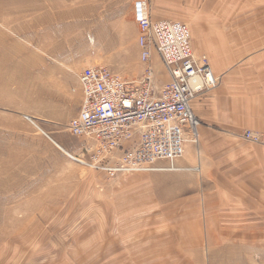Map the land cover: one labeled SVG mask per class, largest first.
Wrapping results in <instances>:
<instances>
[{
    "label": "rangeland",
    "instance_id": "obj_1",
    "mask_svg": "<svg viewBox=\"0 0 264 264\" xmlns=\"http://www.w3.org/2000/svg\"><path fill=\"white\" fill-rule=\"evenodd\" d=\"M54 1L0 0L2 48L20 50L14 63L25 51L38 59L28 78L0 66V264H264V169L252 157V147H264V0L206 1L202 15L186 6L166 17L199 41L207 36V51L194 53L219 82L193 99L199 137L185 143L175 170L116 179L70 156L87 141L66 126L81 102V69H128L131 40L93 32L112 20H52ZM220 89L240 111L233 136L212 113L219 102L205 97ZM180 160L186 167L177 170Z\"/></svg>",
    "mask_w": 264,
    "mask_h": 264
},
{
    "label": "built area",
    "instance_id": "obj_2",
    "mask_svg": "<svg viewBox=\"0 0 264 264\" xmlns=\"http://www.w3.org/2000/svg\"><path fill=\"white\" fill-rule=\"evenodd\" d=\"M133 20L145 64L141 76L126 79L105 67H83L79 110L66 126L88 140L86 154L72 158L109 179L149 171L157 161L176 162L199 125L191 101L219 82L206 57L195 55L186 23L151 20L143 0L134 1ZM153 50L169 75L159 86L150 63ZM245 137L256 139L250 132Z\"/></svg>",
    "mask_w": 264,
    "mask_h": 264
},
{
    "label": "crops",
    "instance_id": "obj_3",
    "mask_svg": "<svg viewBox=\"0 0 264 264\" xmlns=\"http://www.w3.org/2000/svg\"><path fill=\"white\" fill-rule=\"evenodd\" d=\"M105 1L106 2L108 1V3L106 4ZM134 1L135 0H55L54 2H52V20H112L109 24L108 22H106L108 25L111 24L112 26L111 28L106 26L107 25L106 24L105 27L95 28L93 32L99 35L100 34L104 35L102 36L104 40H113V41H118V42L125 41L126 39L131 40L130 51H132V54L135 57V61L131 62L130 67L126 70H123L121 72L122 74L119 73V75L126 79H136L139 76H141L143 69L145 67V64L140 62L139 60L140 52H139V46L137 43L139 29H138V25L133 21ZM190 1L192 0H145L147 7L149 8L150 6L151 12L149 10V14L152 20L167 19L166 17L175 15L172 13V11L175 8L176 10H178L180 8L183 9L186 6L190 8L192 7L193 9H195L196 10L195 13H197L198 11L197 8L199 9L200 7L198 13L202 15L204 12H203V9L201 11V4L206 1L210 3L215 0H193L194 3H197L194 6L188 5L191 3ZM122 9L124 10L123 13H122ZM176 15L178 16L177 13ZM116 20H126L127 28H122L119 22H117ZM206 41H207V36L203 37L201 35L200 41H199V38L192 35L191 44H192L193 51L196 53L207 51L206 49L207 45L203 44V43H206ZM120 49H121L120 47L117 49L118 54H120V51H121ZM153 51L151 53L150 61L155 71V83L157 86H159L162 84V82H160L161 76L159 75V69H157L154 63L156 62L158 55L155 52V50ZM222 54L227 55V56L234 55L233 53H229V52H224ZM133 63L135 66L133 65ZM210 68H211L212 73L215 76H219V75H216L218 73V70L216 68L214 69L217 72H215V70H213L211 66ZM77 80L78 79L76 78V81H75L76 83H77ZM225 93H226V89L224 90L220 89V90H217L215 94L213 95L210 94L205 97L207 101L211 102V105L215 104V100L219 102L218 109L212 113L215 115V119L222 121L223 125L227 128V131H228L227 136H233V135H236V131L238 129L237 130L234 129V128H237V126L230 124V120L234 117L236 120L240 121V117L238 115L240 111L235 110L234 103H228V101L226 103L223 102V99H224L223 96ZM194 102L195 101L193 100L191 101V109L193 113L195 114V116L197 118H200L197 115L198 109L197 108L194 109L195 107L193 105ZM236 113H237V116L235 117ZM251 113L256 114L257 110L252 109ZM198 137H199V133H198V126H197V139ZM252 149H253L252 157L255 155L253 159L258 164V166H256L258 168L257 171L259 170L263 171L264 169V147L256 146V147H252ZM161 162L162 161H160V163ZM163 162H165L166 164L164 163L165 165H163L158 162L157 166L162 167V166L168 165V162L166 161H163ZM175 164L176 162H174V165ZM178 164L180 167L177 166V168H181V166L182 168L184 166L186 167V163L183 160L178 161ZM154 171H167V170H154ZM169 171H172V170H169ZM180 172L183 173L182 175H184L185 173L184 170L182 169L177 172H172L174 174L168 173L166 174L165 177L166 179H177L182 176L181 174H179ZM260 181H262V179H260ZM253 183L255 184L259 183V179H253L249 184H253ZM184 189L185 188L183 187V189H181L180 191H183ZM258 231L259 230H257L256 228H253V231H250L248 229L247 232L256 233Z\"/></svg>",
    "mask_w": 264,
    "mask_h": 264
},
{
    "label": "bare ground",
    "instance_id": "obj_4",
    "mask_svg": "<svg viewBox=\"0 0 264 264\" xmlns=\"http://www.w3.org/2000/svg\"><path fill=\"white\" fill-rule=\"evenodd\" d=\"M143 1H145V0H143ZM146 3V2H145ZM148 8V7H147ZM148 10H149V8H148ZM151 19V18H150ZM152 20V19H151ZM3 36V35H2ZM1 37V36H0ZM7 38H5V40H6ZM7 42V41H6ZM12 42V41H11ZM9 43V42H8ZM12 44H15L14 42L12 43ZM12 46V45H11ZM8 47V46H7ZM15 47V46H14ZM13 47V48H14ZM2 48V45L0 44V66H3V65H9V64H13V66H15L16 67V69H17V72L20 74V73H22V75L23 76H25L26 78H28V74H31V72H33L32 70L34 69V67H35V60H38L37 58H35V60L34 59H32V58H30V55H29V53L28 52H26L25 51V53H27V55H28V57H25L24 56V58H21L20 60H18V61H16L15 63H14V61H13V59L12 58H15V56H17V54H18V51H20V50H18V49H6V50H4L3 48ZM24 49V48H23ZM3 52H5V53H3ZM20 57V56H19ZM18 62H20V64H17ZM41 62V61H40ZM43 62V61H42ZM87 66H89V65H87ZM87 66H84V67H87ZM91 66V65H90ZM46 68H48L47 66H46ZM165 69V68H164ZM44 70V69H43ZM82 70V69H81ZM40 71H41V69H40ZM166 71V70H165ZM43 73V72H42ZM80 73V72H79ZM167 73V72H166ZM213 74V73H212ZM79 75V74H78ZM167 75H168V73H167ZM31 76V75H30ZM169 76V75H168ZM217 77V79H219V77L218 76H216ZM77 78H78V76H77ZM78 83H79V81H78ZM80 87V86H79ZM215 88V87H214ZM80 90H81V88H80ZM81 97H82V93H81ZM196 97V96H195ZM194 97V98H195ZM193 98V99H194ZM81 103V102H80ZM80 106V105H79ZM190 106H191V104H190ZM79 110V109H78ZM192 110V109H191ZM193 112V111H192ZM194 114V113H193ZM195 115V114H194ZM27 117V116H26ZM28 119H29V117H27ZM191 135V134H190ZM86 139V138H85ZM197 139V132L196 133H194V132H192V135L191 136H187V140L188 141H194V140H196ZM87 142H88V140H86ZM63 150V149H62ZM64 151V150H63ZM65 152V151H64ZM184 152H185V146H184ZM86 153H85V149H83V151L80 153V154H78V155H75V156H72V155H70L71 157H78V156H83V155H85ZM184 154V153H183ZM162 161V160H161ZM158 162H160V161H157L154 165H153V169H151V170H149L148 172H150V171H154V170H175V168H174V163L172 162V163H170V162H168V165L167 166H157V163ZM173 168V169H172ZM177 169H179V168H177ZM99 172V171H98ZM140 172H144V171H140ZM147 172V171H146ZM135 173H138V172H135Z\"/></svg>",
    "mask_w": 264,
    "mask_h": 264
}]
</instances>
